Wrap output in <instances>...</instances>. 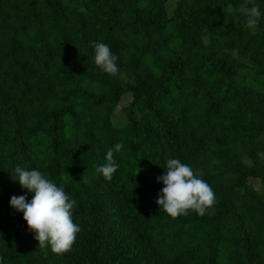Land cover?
<instances>
[{
  "label": "trees",
  "instance_id": "1",
  "mask_svg": "<svg viewBox=\"0 0 264 264\" xmlns=\"http://www.w3.org/2000/svg\"><path fill=\"white\" fill-rule=\"evenodd\" d=\"M12 1L21 5L14 12L16 24L0 25V264H51L72 255L75 264H135V255H129L121 241L115 242L122 226L118 220L134 225L137 238L161 263L248 264L250 242L264 245V219L258 218V198L248 178L260 179L264 186V164L237 171L229 187L218 188L214 177L202 175L216 196L203 216L189 210L172 218L160 211L155 200L163 184L156 178L167 170L168 159L190 166L209 154L198 149L205 141L222 140L238 148L257 144L259 127L248 129L247 123L264 115V81L257 79L264 78V26L258 23L249 29L242 13H234V21L222 13L225 6L208 0H179L170 19L163 16V2L154 0ZM135 2L148 16L121 18ZM250 4L264 10V0ZM192 6L211 22L221 41L244 56L246 63L240 67H249L244 69L251 77L238 71L235 60L216 58L200 39L196 18L201 15L195 17ZM89 12L104 18L99 29ZM41 13L46 25L36 36L32 31L40 27ZM62 13L74 21L73 41ZM159 41L170 51L169 60L156 70L145 53ZM96 42L114 48L135 46L129 61L140 77L124 81L117 61L116 76L98 68L110 85L100 94L78 87L61 68L53 79L68 90L56 93L41 87L46 82L43 63L74 54L91 57ZM30 61L42 64L32 67ZM126 95L131 99L124 108L126 125L114 129L106 143L110 114ZM256 98L262 100L251 102ZM22 101L25 105L18 112ZM76 138L84 147L81 152L74 148ZM116 143L123 148L113 154L119 168L109 180L96 168ZM26 147L37 150L31 159ZM17 166L41 171L76 200L73 222L78 214L84 218L70 251L40 249L23 213L9 206L13 195L30 196L17 181ZM92 182L100 191L91 187ZM150 188L153 198L147 194ZM108 242L112 249L105 250Z\"/></svg>",
  "mask_w": 264,
  "mask_h": 264
},
{
  "label": "rangeland",
  "instance_id": "2",
  "mask_svg": "<svg viewBox=\"0 0 264 264\" xmlns=\"http://www.w3.org/2000/svg\"><path fill=\"white\" fill-rule=\"evenodd\" d=\"M56 1V0H54ZM155 2L162 1L164 6L163 16L166 19H170L175 9L177 8V5L179 4V0H154ZM193 1V0H189ZM209 3L217 2L221 3V11L223 14H225L227 17L232 18L234 21L236 20L234 13H237L238 9L240 8L241 4L245 3L246 0H208ZM253 2V0H247V4L249 7L253 6L252 4L248 3ZM21 5L12 1V0H0V25L6 24V25H15L16 20L14 17V12L16 8H19ZM193 13H196L198 15L199 10L196 7H193ZM262 15L259 19V23L264 26V10L260 9ZM88 15L93 18V24L95 29H99L101 25L104 22V18L96 13L89 12ZM138 16L141 19H144L148 16V13L143 11L142 5L137 4L136 2L132 4L131 8L129 10H125L121 14V18L124 20H131L133 16ZM199 15H201L199 13ZM41 25L39 28H36L32 31L34 35L41 36L44 32L45 28V21L43 14L41 13ZM200 23V26H198L199 31L197 32L200 36V39H202L206 44H209L211 46L212 53H215L216 58L223 57L229 59L235 60L237 65H239L238 71L241 74L247 75L249 77L252 76L250 72H248L246 69H249V67H240L241 64L246 63V59L244 56L237 51L236 49L230 48V46L226 45L223 41H221L218 36L216 35L211 22L209 20H206L205 17L201 15V19H197ZM62 23L66 28V33L68 35V38L70 40L74 39L73 37V25L74 21L65 13H62ZM73 41V40H72ZM188 42L191 41L190 37L187 39ZM109 47L112 50V53L115 54L118 57V63L120 64V69L122 72V79L129 80V78L133 79L136 77H140L138 69L134 66L133 62L129 61V58L132 56L133 51H135V46H128L124 48H114V46L111 43H107ZM138 46V44L136 45ZM0 48L3 49L2 43L0 40ZM169 47L166 42L159 41L154 44L153 47H151L145 55H148L150 62V65H155L156 70L158 69V65H162L164 62L166 63L169 60ZM25 58L26 55L24 56ZM31 63L32 67L37 66L40 62ZM42 64V63H40ZM43 71L41 74L46 76V82L41 86L42 88H49L53 92H63L65 90H68L69 87L65 84L59 82L58 80L53 79V76L56 74V71L61 68L63 69L72 79H74L76 85L80 87L83 90L93 91L95 94H100L101 91L105 90L106 88L110 87L108 82L106 81V78L102 77V74H98V67L94 63V55L91 57H81L79 55H71L69 57H55L49 60L47 63H43ZM243 68V69H242ZM246 68V69H244ZM152 70H155L151 66ZM129 77V78H128ZM257 79L264 81L263 77H257ZM243 94V93H240ZM245 98H249L244 96ZM249 99H252L249 98ZM32 102L41 103V101H38L34 97H30L28 99ZM262 99H253L251 102L258 101L260 102ZM25 101V100H24ZM24 101L17 104L16 110L19 112L23 109ZM130 97L128 95L123 96L117 105V107L112 111L110 114V122L111 126L109 124V132L108 136L104 138V141L106 143L110 142L113 134L114 129H121L126 125V115L124 112V108L127 107L130 104ZM254 106V108H256ZM193 110V108H192ZM18 118V117H17ZM77 119V117H75ZM19 119V118H18ZM250 125V126H249ZM81 126V124H80ZM248 129L250 127H259V130L261 132L260 139L258 140L257 144H254L250 147L246 148H238L236 146H232L226 141L222 140H209L205 141L198 147V149H204V153L209 154H202L199 158H197L195 161H192V164L190 167L195 171L202 173L203 175H211L216 180V187L222 188V187H229L235 180L234 177L237 171H241L244 169H248L252 167L255 164H264V115L261 118H256L250 122L247 123ZM80 127L76 128V131H78ZM74 148L81 152L84 150L83 145L79 142V140L76 138L74 143ZM25 151L27 153V156L29 159H31V156L34 152H36V149H30L25 148ZM235 171V172H233ZM248 185L251 188V191L257 196L258 198V207H257V213L258 218L264 219V186L262 185L260 179L257 178H248ZM91 187L94 188L96 191H100L99 185H94V183H91ZM153 189V188H152ZM147 194L150 198H153L154 194L153 191L150 189H147ZM33 194L30 193V196L28 197V200L30 201L32 199ZM82 214H78L75 217L74 223L78 224L83 219ZM118 224L122 225L119 229V232L115 237L116 244L119 243V241L122 242L121 246L122 248L129 254V255H135V264H164L156 260L155 257L151 256L149 251L146 249V245L142 239L137 238V234L135 231L134 225H131L129 223H123L122 220L117 221ZM50 249V248H47ZM105 250L112 249V243L108 242L105 243ZM248 255V264H264V245L261 246L258 242L252 240L250 242V247L247 250ZM74 256H69L68 259L64 261H58V262H50L51 264H75L74 262Z\"/></svg>",
  "mask_w": 264,
  "mask_h": 264
},
{
  "label": "clouds",
  "instance_id": "3",
  "mask_svg": "<svg viewBox=\"0 0 264 264\" xmlns=\"http://www.w3.org/2000/svg\"><path fill=\"white\" fill-rule=\"evenodd\" d=\"M237 11L247 18L245 22L247 28L254 29L258 26L262 15L259 5L249 7L246 0ZM94 50V63L101 71L111 76L119 74L118 57L112 53L109 45L96 42ZM122 148V143H116L109 148L105 156L106 162L96 168L105 179L110 180L119 168L113 154ZM166 169L162 176L156 178L158 183L163 184L155 200L160 211L172 218L187 215L189 210L203 216L214 206L215 193L201 178L202 173L195 172L179 159H168ZM14 171L21 188L33 196L29 201L24 195H13L9 200V206L16 212L23 213V220L28 230L35 234L34 238L40 249L50 248L56 254L70 251L77 234L81 231L80 226L74 223L72 218L76 200L70 199L62 185L58 186L39 170H26L17 166ZM2 259L0 257V261Z\"/></svg>",
  "mask_w": 264,
  "mask_h": 264
}]
</instances>
